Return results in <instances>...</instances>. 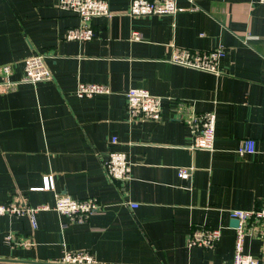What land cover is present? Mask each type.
I'll return each instance as SVG.
<instances>
[{
	"label": "crops",
	"instance_id": "obj_1",
	"mask_svg": "<svg viewBox=\"0 0 264 264\" xmlns=\"http://www.w3.org/2000/svg\"><path fill=\"white\" fill-rule=\"evenodd\" d=\"M57 1L0 0V66L12 63L17 80L22 61L42 54L52 74L0 96V204L52 206L66 195L100 207L81 223L39 211L34 229L27 217L0 215V264H59L63 248L98 264H232L228 211L264 207V5L193 0L192 10L176 0L173 16L131 17L129 0H108L112 16L95 18L94 38L78 42L64 39L79 21ZM171 44L226 54L212 74L169 62ZM79 82L106 84L110 94L79 98ZM130 87L162 99L159 121L128 116ZM179 104L215 113L213 150L190 149ZM244 139L255 152L238 156ZM112 148L127 154L130 179L106 175ZM196 227L220 228L219 240L190 247ZM261 248L259 236L245 238L244 252L258 257Z\"/></svg>",
	"mask_w": 264,
	"mask_h": 264
},
{
	"label": "built area",
	"instance_id": "obj_2",
	"mask_svg": "<svg viewBox=\"0 0 264 264\" xmlns=\"http://www.w3.org/2000/svg\"><path fill=\"white\" fill-rule=\"evenodd\" d=\"M193 4V0H190ZM264 5V0H257ZM57 7L78 18L79 25L69 28L64 35L67 41L85 42L95 36L92 21L97 17L110 18L112 12L108 0H58ZM192 10L197 9L193 4ZM179 11L176 0H129L127 14L131 17L145 16H173ZM133 40H139L138 33H132ZM226 52L222 47L209 51L192 50L184 47L170 45L168 61L189 69L218 74L219 60ZM14 72L12 63L0 66V96L15 91L21 85H36L40 82L51 81L52 74L46 63V55L34 54L22 61V75L13 80L10 77ZM110 94L106 84L83 83L76 85L75 95L79 98H91L98 95ZM125 110L131 119L159 121L161 119L162 99L150 94L146 89L130 87L124 94ZM181 114L187 115L186 123L190 129V149L211 151L214 146V132L216 115L212 111L198 114L189 105L179 104ZM112 137L110 143L116 144ZM255 141L244 139L237 150V155L253 154ZM104 170L108 178L114 181L130 179L131 163L123 151L110 149L104 161ZM189 169L179 168V177L188 176ZM100 204L95 198L81 200L72 199L66 195H57L52 206L38 205L27 206L24 202L13 200L8 204H0V215L27 217L31 227L36 228L35 214L39 211L52 210L65 216L72 222H85L90 215L98 210ZM230 219L238 221L235 230V241L232 264H264V207L256 209H233L228 211ZM220 228L196 227L192 228L188 236L190 247L210 249L220 238ZM247 236H259L262 239L261 253L258 257L244 252V240ZM7 245L13 244L11 235L5 237ZM21 245H30L27 240H22ZM57 264V263H52ZM59 264H98L94 257L87 251H70L63 248V255Z\"/></svg>",
	"mask_w": 264,
	"mask_h": 264
},
{
	"label": "water",
	"instance_id": "obj_3",
	"mask_svg": "<svg viewBox=\"0 0 264 264\" xmlns=\"http://www.w3.org/2000/svg\"><path fill=\"white\" fill-rule=\"evenodd\" d=\"M231 227L235 228L238 225V221L236 219H231L230 221ZM32 263V262H30ZM32 264H52V263H32Z\"/></svg>",
	"mask_w": 264,
	"mask_h": 264
}]
</instances>
